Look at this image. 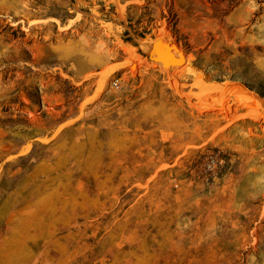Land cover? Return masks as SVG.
Here are the masks:
<instances>
[{
  "label": "rangeland",
  "instance_id": "obj_1",
  "mask_svg": "<svg viewBox=\"0 0 264 264\" xmlns=\"http://www.w3.org/2000/svg\"><path fill=\"white\" fill-rule=\"evenodd\" d=\"M161 24L204 80L133 42ZM227 79L264 94V0H0V264H264V124L200 99Z\"/></svg>",
  "mask_w": 264,
  "mask_h": 264
},
{
  "label": "bare ground",
  "instance_id": "obj_2",
  "mask_svg": "<svg viewBox=\"0 0 264 264\" xmlns=\"http://www.w3.org/2000/svg\"><path fill=\"white\" fill-rule=\"evenodd\" d=\"M120 11L121 10L119 9V12ZM155 36H161L163 38V40H165L170 45L169 50L167 52L169 59L166 60L165 63H167L170 60H172V61L176 60V61L183 62L182 65L170 64L165 68L166 70H168V71L169 70H181L182 68H188L189 69L188 72L194 73L199 78H202V79L204 78L205 74L201 70H199L195 67V65L193 63V57L190 55V53L186 52L182 46L179 45V47H177L174 44L175 38H174L172 32L169 30V28L165 24L160 25ZM147 37H150V35H147ZM148 39H149V42H151L153 40L152 38H148ZM133 50L135 52L139 53V50H137V46H135V45H133ZM139 55H140L141 59H146L152 64L157 63L155 60L148 59L145 56H142L140 53H139ZM139 55L136 53V55H135L136 61H130L129 62V64L131 66H133V68H135L138 64L140 65L139 59H138ZM151 58L153 59V57H151ZM182 70H184V69H182ZM182 70H181V72H182ZM174 72H177V71H174ZM183 73L184 72H182V74ZM208 83H209V85L211 84V87H210V90H208V93H204V94H202V96H200V99L202 101H204V100L220 101L222 99V97H223V99L226 98L225 95L227 92L235 94V97L233 98L234 100H240V101L246 102L245 99L247 97H249V93L244 89L243 86H241L240 84H232L229 79H227L225 81H221V82L213 81V82H208ZM204 84H205V82H204ZM205 87H206V85H205ZM227 87H229V89H227ZM206 89H207V87H206ZM224 100H226V99H224ZM249 104L251 106H253V108L255 110H258L259 115H257V116L261 119L263 118L262 123L264 124V112L259 110L260 108L257 106V104H264V100L259 98V97H256V102L249 101ZM261 109L264 110V107H262Z\"/></svg>",
  "mask_w": 264,
  "mask_h": 264
},
{
  "label": "water",
  "instance_id": "obj_3",
  "mask_svg": "<svg viewBox=\"0 0 264 264\" xmlns=\"http://www.w3.org/2000/svg\"><path fill=\"white\" fill-rule=\"evenodd\" d=\"M86 13L92 14L94 16H97L98 18L101 17L98 13H95L91 10H85ZM148 34L146 33H135L132 35L133 42L138 46L139 50L147 57H159L162 56L164 57V53H166L169 50L170 45L163 40L161 36H155V35H150V37H147ZM148 38H152L153 40L149 42ZM174 44L179 47L181 46L180 42L178 40H175ZM166 62V60L163 61V64ZM232 84H240L241 86L244 87V89L249 93V97H247L245 100L246 102L241 101V106L245 107L249 101H254L256 102V97H259L264 100V94H261L257 90H255L252 86H249L247 83L243 82L242 80L239 79H229ZM229 89V87H227ZM226 98H234L235 94L234 93H226ZM222 97V96H221ZM223 97L220 101L218 102H210L205 101V110L212 111L220 106L224 105L226 100H224ZM259 108L264 107V104H257ZM263 120V118H262Z\"/></svg>",
  "mask_w": 264,
  "mask_h": 264
},
{
  "label": "built area",
  "instance_id": "obj_4",
  "mask_svg": "<svg viewBox=\"0 0 264 264\" xmlns=\"http://www.w3.org/2000/svg\"><path fill=\"white\" fill-rule=\"evenodd\" d=\"M120 82H121V77L119 76H115L111 79V86L114 87V88H117L119 87L120 85ZM211 170V169H210ZM215 169H212V171H214Z\"/></svg>",
  "mask_w": 264,
  "mask_h": 264
},
{
  "label": "trees",
  "instance_id": "obj_5",
  "mask_svg": "<svg viewBox=\"0 0 264 264\" xmlns=\"http://www.w3.org/2000/svg\"><path fill=\"white\" fill-rule=\"evenodd\" d=\"M219 158L221 159V158H223V156L220 155ZM221 169H222V165H221V166L219 165L214 171L211 170V172H212V173H214V172H219Z\"/></svg>",
  "mask_w": 264,
  "mask_h": 264
}]
</instances>
